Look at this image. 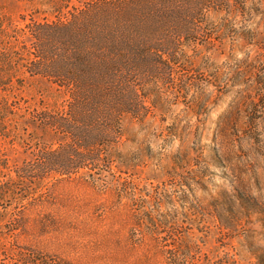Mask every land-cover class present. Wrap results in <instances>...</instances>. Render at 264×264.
Listing matches in <instances>:
<instances>
[{"label":"rangeland","instance_id":"374dc122","mask_svg":"<svg viewBox=\"0 0 264 264\" xmlns=\"http://www.w3.org/2000/svg\"><path fill=\"white\" fill-rule=\"evenodd\" d=\"M47 4L0 0V57L24 79L39 56L0 142V264H264V0H97L68 27ZM71 68L102 75L121 111L96 153L114 164L19 179L68 143L33 111Z\"/></svg>","mask_w":264,"mask_h":264},{"label":"trees","instance_id":"16d2710c","mask_svg":"<svg viewBox=\"0 0 264 264\" xmlns=\"http://www.w3.org/2000/svg\"><path fill=\"white\" fill-rule=\"evenodd\" d=\"M96 1L48 0L46 6L51 15L57 16L55 25L68 27L78 22L80 15ZM39 26L36 25L34 29H31L37 40H39ZM87 40L88 37L84 38L79 35L73 37L74 57H87L85 51ZM17 58L6 57V55L0 57V142L11 137L17 130V126L11 127V123L20 117L21 103L23 102L20 95L22 88L26 87L25 79L39 77V56L29 62L27 70L31 74L24 76V79H19L17 74L20 69L19 62H15ZM56 77L58 89H53L51 93L54 95L55 103L51 107H44L41 114L33 111V118H39L44 129H53L64 133L68 143L67 145L66 143L60 144L53 151L45 150L34 161L16 167L14 173L19 179L42 182L53 171L67 175V173L80 169V166L88 161L99 162L108 170L114 164L113 161L105 159L102 154L96 155L101 148H109L115 141L113 135L116 134V121L121 117V111L115 106L113 108L112 105H104L109 95L100 87L103 76L94 75L92 80L88 74L71 68ZM113 77L114 75L108 79L115 82L112 80ZM90 86H96L95 90L92 91ZM131 95L134 98L136 94L132 93ZM51 108H61V111L53 112ZM128 111L136 112L132 109ZM10 166V159L0 156V174L7 171ZM3 185L0 183V200L4 197L2 194H5ZM7 191L11 192L12 189L7 188Z\"/></svg>","mask_w":264,"mask_h":264}]
</instances>
